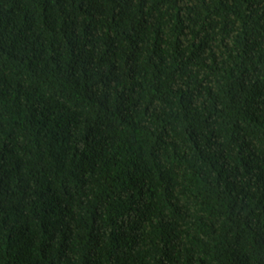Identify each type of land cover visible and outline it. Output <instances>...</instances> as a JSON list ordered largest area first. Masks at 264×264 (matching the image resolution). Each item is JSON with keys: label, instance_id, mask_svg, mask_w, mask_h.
I'll use <instances>...</instances> for the list:
<instances>
[{"label": "trees", "instance_id": "trees-1", "mask_svg": "<svg viewBox=\"0 0 264 264\" xmlns=\"http://www.w3.org/2000/svg\"><path fill=\"white\" fill-rule=\"evenodd\" d=\"M0 264H264V0H0Z\"/></svg>", "mask_w": 264, "mask_h": 264}]
</instances>
